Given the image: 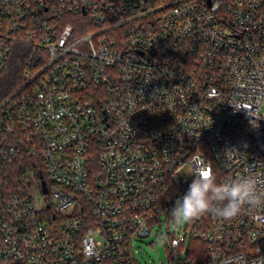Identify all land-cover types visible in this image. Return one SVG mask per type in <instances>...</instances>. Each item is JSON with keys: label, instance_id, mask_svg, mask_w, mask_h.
Masks as SVG:
<instances>
[{"label": "built area", "instance_id": "1", "mask_svg": "<svg viewBox=\"0 0 264 264\" xmlns=\"http://www.w3.org/2000/svg\"><path fill=\"white\" fill-rule=\"evenodd\" d=\"M4 79L0 264H139L163 222L180 264H264V208L172 213L196 171L264 177V0H0Z\"/></svg>", "mask_w": 264, "mask_h": 264}, {"label": "clouds", "instance_id": "2", "mask_svg": "<svg viewBox=\"0 0 264 264\" xmlns=\"http://www.w3.org/2000/svg\"><path fill=\"white\" fill-rule=\"evenodd\" d=\"M203 173L196 171L193 174L194 179L187 193L176 201V207L172 209L176 223L189 222L206 213L231 220L240 214L245 205L264 208V177L248 172L231 181L218 183L214 176ZM225 200L226 205L216 207L217 202ZM228 264H246V261L244 257H235Z\"/></svg>", "mask_w": 264, "mask_h": 264}, {"label": "rangeland", "instance_id": "3", "mask_svg": "<svg viewBox=\"0 0 264 264\" xmlns=\"http://www.w3.org/2000/svg\"><path fill=\"white\" fill-rule=\"evenodd\" d=\"M29 187H37L38 183L33 180L27 182ZM178 224V223H177ZM186 222H180L178 227H185ZM168 231L172 232L173 228L168 230L164 222L155 225L149 236L140 240H134V253L139 264H180L179 261L171 259L168 256L167 245L169 243ZM189 242L186 243V248L183 250L181 247L177 249V255L182 259L185 257V252L188 248Z\"/></svg>", "mask_w": 264, "mask_h": 264}, {"label": "trees", "instance_id": "4", "mask_svg": "<svg viewBox=\"0 0 264 264\" xmlns=\"http://www.w3.org/2000/svg\"><path fill=\"white\" fill-rule=\"evenodd\" d=\"M8 83H10V79L0 80V86L2 85V87H0V88H2V89H0V94H3L5 92L4 91L5 90L4 85H6ZM189 245L191 247L192 257L197 259V264H202L203 261L201 259H202V257L204 259V256H202V252H200V250L204 246L203 243L198 241V240H192L189 242ZM199 260H200V262H198Z\"/></svg>", "mask_w": 264, "mask_h": 264}, {"label": "water", "instance_id": "5", "mask_svg": "<svg viewBox=\"0 0 264 264\" xmlns=\"http://www.w3.org/2000/svg\"><path fill=\"white\" fill-rule=\"evenodd\" d=\"M42 186H43V191H45V183L42 182Z\"/></svg>", "mask_w": 264, "mask_h": 264}, {"label": "snow or ice", "instance_id": "6", "mask_svg": "<svg viewBox=\"0 0 264 264\" xmlns=\"http://www.w3.org/2000/svg\"><path fill=\"white\" fill-rule=\"evenodd\" d=\"M205 176H207L209 173L208 172H205V173H203Z\"/></svg>", "mask_w": 264, "mask_h": 264}]
</instances>
